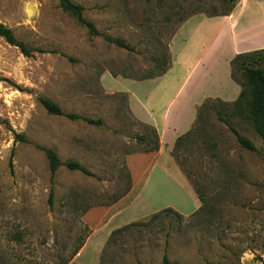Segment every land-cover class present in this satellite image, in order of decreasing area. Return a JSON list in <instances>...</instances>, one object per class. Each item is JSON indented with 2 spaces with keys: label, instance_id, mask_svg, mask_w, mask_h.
<instances>
[{
  "label": "rangeland",
  "instance_id": "rangeland-1",
  "mask_svg": "<svg viewBox=\"0 0 264 264\" xmlns=\"http://www.w3.org/2000/svg\"><path fill=\"white\" fill-rule=\"evenodd\" d=\"M73 1L84 7L99 35L90 34L58 0H0V21L40 49L27 56L0 36V264H60L89 233L84 210L113 204L117 209L134 197L139 188L133 191L126 157L149 148L152 143L141 136L151 133L129 108L124 89L133 82L118 77L156 70L165 53L172 61L171 41L179 54L183 37L205 42L193 16L222 17L208 14L226 6L224 0ZM241 34V45L264 40L255 28ZM194 44L193 55L200 52ZM222 51L230 52L229 33L223 34ZM230 80L223 78L224 91L233 92ZM238 94L210 98L192 125L196 131L175 150L178 160L171 154L200 194L201 208L190 213V191L156 167L143 197L112 225L144 223L106 241L101 257L95 258L90 243L79 264L99 259V264H160L164 254L178 264H264V142L248 117L233 113ZM41 97L100 123L51 114ZM231 127L252 139L256 150L242 147ZM17 133L25 140H17ZM45 148L62 161L54 174ZM68 160L79 161L93 175L70 169ZM139 165L136 175L147 167ZM170 199L181 202L172 208L182 217L164 212L151 220Z\"/></svg>",
  "mask_w": 264,
  "mask_h": 264
},
{
  "label": "crops",
  "instance_id": "crops-1",
  "mask_svg": "<svg viewBox=\"0 0 264 264\" xmlns=\"http://www.w3.org/2000/svg\"><path fill=\"white\" fill-rule=\"evenodd\" d=\"M244 16L245 20L242 21ZM222 17L224 19L220 20ZM222 17L193 16L197 19L195 25L199 27L198 35L207 37L206 41L200 43L199 37L197 39L183 37L181 42L184 53L182 54L175 52L173 41H171L170 47L173 53L171 66L162 75L142 80L118 77L133 82L134 87L124 89L128 93L129 108L139 121L157 129L160 146L158 150L127 154L126 162L133 180V191L137 187L139 189L122 207L114 208L117 204L107 207L96 206L84 213V219L90 226L91 233L70 264H79L80 257L90 243L94 244L95 258L98 253L101 257V251L111 232L121 227H114L113 220L127 206L143 197L142 191L148 185L149 177L156 167H159L163 175L171 179L175 178L179 186L190 191L194 206L190 213L200 207L197 193L170 153L171 146L178 136L192 127L197 118L198 107L205 99L228 98L229 94L237 95L240 92L239 85L231 77L230 61L237 53L264 48V40L258 43L252 40L249 44L241 45L242 39L244 40L241 34L243 28H255L261 30L264 35V0H238L232 12ZM228 33L230 52L222 51V37L223 34L228 35ZM194 43H197V50H200L195 55L189 51L190 47H193V52L196 51ZM220 64H223L221 69ZM182 66H185L183 71H181ZM225 75L231 79L230 82L232 81L229 86L233 92L232 90L224 91L221 87ZM140 162L147 164V167H143L142 171L136 175L135 170H138ZM179 203L181 202L170 199L165 201L163 206L178 208V205L181 206Z\"/></svg>",
  "mask_w": 264,
  "mask_h": 264
},
{
  "label": "trees",
  "instance_id": "trees-1",
  "mask_svg": "<svg viewBox=\"0 0 264 264\" xmlns=\"http://www.w3.org/2000/svg\"><path fill=\"white\" fill-rule=\"evenodd\" d=\"M224 1L226 2V6L223 10L221 11L213 10V12L209 13L208 15L209 16L228 15L232 12V10L234 9V7L238 2V0H224ZM58 4L63 10L69 12L71 15L76 17L80 23L84 24L87 27L90 34L92 35L100 34V31L96 27L95 23L92 20L86 19L84 17L83 14L84 7L81 4L76 3L73 0H58ZM0 36L3 37L8 43L17 46L20 49V51L27 56L32 55L33 50H40L39 48H31L24 41L18 39L14 30L10 26L6 25L1 21H0ZM105 37L108 41L116 43L121 47H126V48L129 47L122 40L116 39L110 35H105ZM165 55L166 53L162 55L163 57L162 59L157 60L159 66L156 63L157 65L156 70H150L140 75H125V77L142 80V79L153 78L162 75L171 66V59L169 55L168 58ZM161 60L162 63H160ZM230 66H231V77L241 86V90L237 98L233 100V102L231 103L233 108V113L248 117L252 121L255 130L257 131V133L260 135V137L264 142V48L237 53L231 59ZM210 100H211L210 98L205 99V101H203V103H201L200 106L198 107L197 120L201 117L202 111L207 110L209 108ZM40 101L43 104V106L47 109V111L51 114L64 115L71 119L81 118L93 124L100 123V120L82 116L75 112L64 111L62 107L51 98L41 97ZM217 115L220 120L227 122V119L219 111L217 112ZM147 125L148 127H150L151 136L144 135L141 136V139L145 140L146 142L150 141L152 145L143 151L148 152L152 150H158L160 146L158 131L155 127L149 124ZM231 130L235 133L237 140L242 147L247 148L249 150H256V145L252 139L241 134L234 127H231ZM195 131H196V127H192L187 132L178 136V138L174 143L173 150L171 151V154L175 157V159L178 160V154L176 153L175 150L180 149L184 141L188 139V137L192 135ZM16 139L25 140V137L24 135L17 133ZM45 153L48 158L50 170L54 174L57 168L62 164V161L60 160L57 152L52 148H45ZM65 164L70 169H79L88 175H93V172H91V170H89L85 165H83L79 161L68 160L65 162ZM198 197L201 200L200 194H198ZM52 199H53V190H51L49 193V203H52ZM199 208H201V206ZM88 209H90V207ZM88 209L84 210L83 213H85ZM164 212L173 213L177 215V217H182V214L177 210H175L174 208L166 207L151 214L150 219L156 220ZM143 223L144 221L142 220L132 221L130 223H127L121 227L114 229L111 232L109 238L107 239V244L110 243V241L116 239L117 234L130 230L134 226L142 225ZM90 233H91V228H89V233L87 237L89 236ZM86 238L85 240H82L79 243V245L74 249V251L68 256V258L62 260L60 264H70L73 258L75 257V255L84 245ZM160 264H178V263L171 261L168 258L167 254H164L162 262Z\"/></svg>",
  "mask_w": 264,
  "mask_h": 264
}]
</instances>
